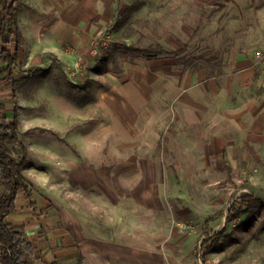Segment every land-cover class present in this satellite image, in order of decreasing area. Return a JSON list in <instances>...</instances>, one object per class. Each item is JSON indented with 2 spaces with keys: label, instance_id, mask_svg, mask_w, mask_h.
<instances>
[{
  "label": "rangeland",
  "instance_id": "obj_1",
  "mask_svg": "<svg viewBox=\"0 0 264 264\" xmlns=\"http://www.w3.org/2000/svg\"><path fill=\"white\" fill-rule=\"evenodd\" d=\"M114 1L112 21L92 41L99 44V55L81 60L76 68H60L56 77L47 64L50 55L41 49L34 52L47 44L38 40L41 17L26 0L19 1L25 41L14 78L20 138L29 150L23 173L33 196L19 201L14 221L52 215L62 226L69 201L78 203L86 197L66 187L67 159L78 156L81 148L84 154L96 151L93 159L104 164L119 144L107 131L105 115L102 127H96L93 104L109 89L112 77L145 60L146 55L124 46L158 48L173 39L184 47L168 50L173 52L168 55L179 56L185 65L193 59L195 72L204 70L209 78L233 87L223 96V109L217 88L209 111L201 113L194 126L177 121L168 113L170 103L163 100H155L142 113L139 147L144 154L149 148L153 153L157 179L166 187V205L142 215L130 212L126 219L117 212L116 242H121L128 221L130 240L137 247L166 250L167 264H264V0ZM38 69L43 72L35 73ZM55 86L61 88L60 94ZM12 101L0 81V111L5 109L2 104L13 108ZM57 103L71 111L70 126L65 127L55 110ZM12 151L14 157L20 153ZM5 192L0 188V196ZM246 195L260 201L229 221L230 206ZM222 231L216 248L204 259L203 242Z\"/></svg>",
  "mask_w": 264,
  "mask_h": 264
},
{
  "label": "crops",
  "instance_id": "obj_2",
  "mask_svg": "<svg viewBox=\"0 0 264 264\" xmlns=\"http://www.w3.org/2000/svg\"><path fill=\"white\" fill-rule=\"evenodd\" d=\"M26 1L32 12L41 17L38 19V40L47 42L34 52L41 49L50 55L46 60L48 66L51 65L53 77L58 75L60 68L63 71L76 68L81 60L99 55V44L92 45V41L112 21L113 8L117 7L114 0ZM22 35L19 61L25 41L23 32ZM165 44L163 48L167 51L184 47L173 39H167ZM194 64L193 59L186 65L179 62V56L146 57L139 66L130 67L125 73L111 78L109 89L100 92L93 104L94 121L96 127H102L105 115L109 119L107 131L119 139V144L109 153V160L104 164L93 159L96 151L84 154L79 148V155H72L64 165L66 187L86 197L78 203L69 201L62 226L52 215L14 221L13 217L20 212L19 201L26 199L23 194L17 199L16 212L8 218L9 222L25 230L40 253L34 264H167L166 250L162 253L158 247H137L135 240H130L128 221L124 224L121 242H116L115 214L119 212L126 219L130 212L135 215L138 211L142 215L152 209L160 211L166 205V187L157 179L159 168L153 161V153L149 148L144 154L139 147L141 115L155 100L170 103L168 113L185 126L198 124L201 113L209 111L210 99L217 88L222 95L221 109L224 108L223 96L232 89V83L209 78L204 70L195 72ZM38 70L41 71L37 74L43 72ZM237 85L240 86V82ZM7 87L12 96V89ZM54 91L60 94L61 88L55 86ZM57 105L55 110L65 127L70 126L71 111ZM77 136L84 138L81 132ZM67 141L73 143L72 139ZM60 242L65 244L62 249L58 246Z\"/></svg>",
  "mask_w": 264,
  "mask_h": 264
},
{
  "label": "trees",
  "instance_id": "obj_3",
  "mask_svg": "<svg viewBox=\"0 0 264 264\" xmlns=\"http://www.w3.org/2000/svg\"><path fill=\"white\" fill-rule=\"evenodd\" d=\"M23 35L19 27L17 0H0V81L12 89L13 109L5 108L0 111V188L6 192L0 196V264H34L39 252L28 239L25 230L9 222L8 218L16 212L19 195L26 198L33 196L30 183L26 179L23 169L28 164L29 150L20 138V122L18 118V102L16 96L17 80L14 78L18 66ZM134 52L146 55L148 59L162 55L173 54L163 47L133 48ZM182 51V50H180ZM41 70H36L39 73ZM8 113H11L10 116ZM12 149H19L17 157ZM260 200L252 195L238 198L232 203L227 219L232 221L249 212ZM214 218H211L212 221ZM223 231L212 235L203 242L200 248L203 258L216 248Z\"/></svg>",
  "mask_w": 264,
  "mask_h": 264
}]
</instances>
